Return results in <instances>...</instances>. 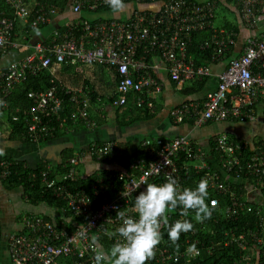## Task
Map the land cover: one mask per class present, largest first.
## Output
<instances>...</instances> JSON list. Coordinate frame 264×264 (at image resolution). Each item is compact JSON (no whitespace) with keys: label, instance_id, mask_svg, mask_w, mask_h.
Wrapping results in <instances>:
<instances>
[{"label":"built area","instance_id":"2783aa9c","mask_svg":"<svg viewBox=\"0 0 264 264\" xmlns=\"http://www.w3.org/2000/svg\"><path fill=\"white\" fill-rule=\"evenodd\" d=\"M12 15H0V47H18L20 42L14 38L16 19H27L29 9L27 0H3ZM237 9L245 27L260 26L258 32L249 34L240 54L233 55L226 66L217 74L216 87L207 92L202 101L184 100L171 109L175 122L191 120L195 125L206 121L252 120L255 107L261 103L264 111V0H229ZM127 8L124 17L76 18L66 21L62 32L55 28L48 41H36L31 50L22 58L0 67V110L7 103L5 96L12 88L29 75L43 69L53 70L52 62L63 63L75 60L85 63H99L112 69L116 76L115 90L111 103L123 105L128 94L132 93L137 106L153 107L148 92L158 91V84L152 72L149 56L157 55L165 61L166 69L175 80H185L205 76L211 73L210 61L217 60L233 45L237 31L234 28H217L214 18L219 0H125ZM29 22L32 27L50 20L58 12L54 4L36 3ZM108 6L105 0H73L72 11L83 8L97 10ZM109 7V6H108ZM209 31L199 44V48H211L209 62L197 64L189 53L193 34ZM59 38V40H57ZM52 73V72H51ZM53 84L45 90H29L27 95L32 103L26 109L27 135L34 142H40L53 135L55 121L63 123L67 118L60 112L64 97L58 92L55 77ZM63 94L75 102L76 109L71 117H79L86 126L95 121L88 115L89 96L73 93L71 88L59 82ZM141 145L147 151L148 158L132 157L127 169L116 170L96 178L87 191L84 188L73 189L67 180L78 176L79 154L66 159V168L62 173L48 176L50 167L42 171L46 187L55 195L64 199L68 210L81 221L69 229L61 223L37 213L23 214L22 225L28 232H13L7 238V253L10 264H60V257H75L74 264H94L93 237L101 233L114 232L121 221L116 213L124 211L135 217V208H131L129 195H137L136 185L142 180L149 183H162L166 176H173L183 186L186 169L193 167L200 172L199 181H207L208 203L220 209L228 218H238L242 212L252 211L257 217V229L246 228L238 234L232 232L230 241L241 248H250L258 243L264 253V215L261 206H253L242 194H237L230 184L221 178L217 168H212L206 156L207 152L185 135L171 138L146 137ZM250 146L252 153L243 165L241 157L244 149ZM214 150L219 153V164L225 171H235L238 166L246 167V173L256 176L257 182L264 183V142L261 139L251 142L235 140L222 132L215 137ZM88 153L95 159H107L118 165V150L113 140L92 142ZM177 160L181 161L179 165ZM9 162L0 160L2 174L7 173ZM137 169L138 173L133 172ZM113 170H116L114 173ZM238 174V173H237ZM115 180L121 183L115 185ZM115 185V186H114ZM116 194L110 196L111 188ZM194 188V187H193ZM229 193L230 200L220 207L216 194ZM180 209L169 213V222L183 219ZM162 233L167 229L162 228ZM248 237V239H247ZM118 237H112L114 243ZM163 240V238H162ZM162 240L160 243H162ZM183 249L156 248L155 257L146 264H201V247L195 244V251L189 252L190 239ZM193 243H200L194 239ZM245 255L244 259H249Z\"/></svg>","mask_w":264,"mask_h":264},{"label":"crops","instance_id":"0c3cea01","mask_svg":"<svg viewBox=\"0 0 264 264\" xmlns=\"http://www.w3.org/2000/svg\"><path fill=\"white\" fill-rule=\"evenodd\" d=\"M37 2L39 1L27 0L28 9H32V6L36 7ZM72 3L73 0H71L70 6L64 11H59L60 8L57 6L58 12L49 21L35 27L27 25V19L17 18L14 38L20 42V45L18 47L6 48L7 50L0 55V67L22 58L31 50L33 43L48 39L51 37L53 29L58 25L64 24L66 21H71L74 18L92 20L96 18L120 17L115 16L119 13L114 14L109 7L101 10L83 8L79 12H74L71 8ZM222 6L227 11L234 12V14L224 17L223 24L216 25L214 18L215 26L217 28H234L237 31V36L235 43L228 47L223 56L217 60L208 61L211 69L210 74L195 77L196 79L190 78L177 81L167 71L164 60L154 54L149 56L152 72L160 85L158 91L147 93L153 101V107L147 108L150 112L149 116H138V113H141L138 109L133 108V105H136V103L134 102V95L132 93L128 94L127 101L123 105L111 103L112 94L115 90L116 76L112 69L106 65L78 62L75 60H67L63 63L56 62L51 71L53 77H55L57 82L70 87L73 93L89 96L88 115L95 121V124L93 126H86L79 117L75 116L78 120L77 122L74 121L76 123H74L73 127H62L57 134L54 135L53 133L50 136L51 138L45 141L30 142L8 136L10 126L4 112L5 110H0V153L21 159L29 165L45 162L57 174L60 173L58 166L65 159V153L73 152L80 155L77 167L78 173L80 175L81 173L88 175L110 168L124 170L120 164L114 165L109 161L93 158L88 153V148L92 142L113 140L118 148V142L141 145L142 139L146 137L171 138L176 135H185L194 145L201 147L207 152L206 158L208 162H211L213 165L216 164L217 168H220V158L218 154V158L215 156L213 144L218 134L224 132L235 140L251 142L261 139L264 142V111L261 103L256 104L254 109L256 114L252 120L240 121L229 119L206 121L201 125H195L191 120L186 119L182 122H175L171 117L172 107L182 101L189 99L202 101L207 92L216 87L218 72L226 66L228 60L233 55L240 54L246 37L260 30V26L253 28L245 27L240 20L237 9L229 0L225 2L221 0V3L219 0L217 9ZM108 11L112 12L109 16L98 15L99 12L106 14ZM120 14L125 16V10L120 12ZM201 79L204 80L203 84L199 88L193 89L194 86H199ZM91 94H96L95 99H91ZM65 116L67 117V114ZM72 118L74 120V117ZM59 125L62 126L63 124ZM224 174L226 173L224 172ZM222 176L221 174V178H223ZM238 180L240 181V178ZM243 183L245 186V191H243L244 196L247 199L256 198L257 187L248 184V181L245 179ZM114 188L111 189L112 195L116 194V189ZM143 189L144 187L141 188V190ZM28 211L52 217L59 216L62 219L61 222L67 224L71 222L76 223V219L72 215H66L63 209L47 205L43 202L30 203L23 196L21 188H4L0 180L1 264H10L7 253L8 235L19 231L23 227L19 214Z\"/></svg>","mask_w":264,"mask_h":264},{"label":"trees","instance_id":"16d2710c","mask_svg":"<svg viewBox=\"0 0 264 264\" xmlns=\"http://www.w3.org/2000/svg\"><path fill=\"white\" fill-rule=\"evenodd\" d=\"M35 1V0H30ZM41 3L50 5L54 4L58 6L60 9L59 11L66 10L70 4L71 0H37ZM226 0H224L225 2ZM221 3V0H220ZM226 4V3H225ZM35 6H32V9H29V16L27 18V25L32 18ZM108 6L98 7L97 10L106 9ZM12 15L10 8L7 4L0 0V15ZM76 19H72L71 21H75ZM42 24V23H41ZM228 25H230L228 23ZM59 29L60 32L64 30V25H58L55 27ZM54 28V29H55ZM15 29V26H14ZM209 31H200L193 34V38L191 44L189 46V53L193 56L194 61L197 64L200 63H207L210 59L211 55V48H199L200 42L209 35ZM51 37L46 39L48 41ZM59 40V38L57 39ZM7 48V47H6ZM0 47V55L4 53L7 49ZM56 63L55 61L52 62V65ZM52 73L48 69H43L38 71L36 74L29 75L28 78L16 84L10 93L5 96V101L7 106L3 109L5 110V115L7 117V121L10 126V131L8 132V136L12 138H18L25 141L34 142L31 138L28 137L26 129V117L27 113L25 112L26 109L32 103V99L27 95L29 90H45L49 86L53 84L51 81ZM196 79V78H194ZM204 80L201 79L199 81V86H194L193 89L199 88L203 84ZM55 84L58 87V92L64 97V102L62 107L60 108V112L63 115L67 114V118L62 123L63 125H59V121H55V129L54 135L57 134L60 128H69L73 127L74 123L77 122L78 119L74 117H70L71 112L74 108H76L75 102H73L69 98V94H63L62 90L60 89L59 82L55 81ZM96 94H91V99H95ZM130 101V99H128ZM130 103V102H128ZM127 103V104H128ZM131 106V105H129ZM133 108L138 109L141 114L138 113V116H149L150 112L145 107H139L137 105H133ZM144 113H143V112ZM76 121V122H74ZM51 138V137H49ZM47 138V139H49ZM47 139L41 140L45 141ZM214 145V144H213ZM118 154L117 159L119 164L124 168L129 170V164L132 157H143L144 159L148 158L147 151L144 149L143 146L140 144H130L128 142H118ZM214 150V148H213ZM212 150V151H213ZM215 156L218 158L219 153L215 152ZM252 150L248 145L243 152L241 157V163L244 165L246 160L251 155ZM76 153L70 152L65 153V159L61 164L58 166V171L62 173L66 168V159L71 155ZM218 154V155H217ZM93 157V156H92ZM94 158V157H93ZM0 160H6L9 162L7 166V173L2 174L3 167L0 165V180L4 188H13L19 187L22 190L23 196L30 203H38L43 202L50 206H56L61 208L65 211L66 215H72L71 212L68 210L67 205L62 199V197L57 196L54 194L51 188L46 187L45 183L42 179V171L46 169L47 163L45 162H38L35 165H29L21 159L13 158L7 154L0 153ZM102 161H108L107 159H101ZM177 163L180 165L181 161L177 160ZM211 167L217 168L216 164L213 165L209 162ZM220 165V164H219ZM78 167V164H77ZM239 171L235 173V171H225L224 169L217 168L218 172L222 174L223 179L230 184V187L233 191L237 194L242 193L244 195L245 186L243 185V180H247L248 184L254 185L257 191L256 198L247 199L248 202L252 203L253 206H261L262 214L264 215V183L261 181L257 182L256 176H253L250 173H246V167L238 166ZM110 169L102 170L99 173H91L88 175H81L78 173V176L75 179L67 180L68 185L73 189L76 188H84L87 191L90 189V184L96 178L103 176L105 173L110 172ZM133 172L138 173L137 169H133ZM114 173L116 170H113ZM55 170L50 169L48 176H53L55 174ZM224 172L226 174H224ZM200 172L196 171L193 167H189L186 169V173L184 174V187H195L197 182L199 181ZM240 178V181L238 180ZM121 182L119 180H115V185H119ZM114 185V186H115ZM115 187L114 189H116ZM113 189V187L111 188ZM111 189L108 190L110 196L112 195ZM141 191V189H139ZM219 198L220 207H223L231 198L229 193L224 194H216ZM135 194L129 195V199L131 202V208H134V200ZM209 197V194H208ZM208 201V198H207ZM134 210V209H133ZM31 212H24V214H30ZM38 214V213H37ZM23 215V214H22ZM45 218L52 220L56 225L60 226L61 223L66 225L69 229L74 228L75 224L81 221L80 217H74L76 219V223H65L61 222L62 219L59 216L52 217L50 215H43ZM192 214L190 213L191 218ZM21 217V215L19 216ZM257 217L252 211L242 212L238 218L232 219L222 215L220 209L213 208V213L210 219L205 220L203 223H196L193 220L194 229L190 232L182 233L180 239L177 241V245H173L167 236V230L163 233V240L160 243V247H169V248H178L183 249L187 243L185 242L186 238L190 239L191 244H197L201 247V254L199 257L201 264H264V253L260 250V246L258 243H251L250 248H241L235 241H230V236L232 232L238 234L240 231L245 230L246 228H255L257 229ZM166 229V228H165ZM16 232H28V230L23 226L19 231ZM162 232V230H161ZM100 243H102L105 248H109L113 242L112 239L106 233H101L99 236H96ZM198 239L200 243H193L194 239ZM248 239V237H247ZM245 255H250L249 259H244ZM60 264H73L74 257L72 256H62L59 259ZM1 264V263H0Z\"/></svg>","mask_w":264,"mask_h":264},{"label":"clouds","instance_id":"9594fccd","mask_svg":"<svg viewBox=\"0 0 264 264\" xmlns=\"http://www.w3.org/2000/svg\"><path fill=\"white\" fill-rule=\"evenodd\" d=\"M105 3L114 14L127 8L125 0H105ZM141 184L145 187L134 200L136 216L117 212L121 223L114 232L107 233L109 238L118 237L115 242L106 249L97 237L92 238L94 264H146L155 257L156 248L163 238L162 228L167 229L169 241L177 245L182 233L194 229L193 220L203 223L212 216L213 206L207 202L208 185L204 179L198 181L194 188L182 187L171 175L159 184L142 180L136 188ZM178 208L184 218L170 223L169 213ZM195 248L193 244L188 251L191 253Z\"/></svg>","mask_w":264,"mask_h":264},{"label":"rangeland","instance_id":"374dc122","mask_svg":"<svg viewBox=\"0 0 264 264\" xmlns=\"http://www.w3.org/2000/svg\"><path fill=\"white\" fill-rule=\"evenodd\" d=\"M220 6V5H219ZM112 12L111 11H108L106 14L105 13H102V12H99L98 15H102V16H109ZM230 15H233L234 12H229L227 11L225 8L222 7H218L217 9V13H216V17H215V24H220L222 23L223 24V19L224 17H227ZM122 14H116L115 16H120V17H124L123 15L121 16ZM24 212H21L19 215H22Z\"/></svg>","mask_w":264,"mask_h":264}]
</instances>
